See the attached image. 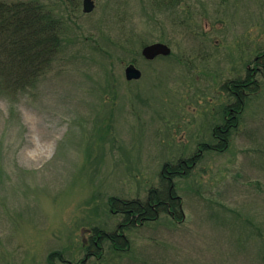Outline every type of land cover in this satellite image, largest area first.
I'll list each match as a JSON object with an SVG mask.
<instances>
[{
	"label": "rangeland",
	"instance_id": "rangeland-1",
	"mask_svg": "<svg viewBox=\"0 0 264 264\" xmlns=\"http://www.w3.org/2000/svg\"><path fill=\"white\" fill-rule=\"evenodd\" d=\"M5 1L51 11L65 49L37 90L0 98V264H264V0ZM158 42L171 55L147 60ZM252 70L241 105L226 84ZM216 132L227 148L203 149ZM197 154L173 180L182 216L122 227L112 197L147 200L165 164ZM94 228L127 242L98 252Z\"/></svg>",
	"mask_w": 264,
	"mask_h": 264
},
{
	"label": "trees",
	"instance_id": "trees-1",
	"mask_svg": "<svg viewBox=\"0 0 264 264\" xmlns=\"http://www.w3.org/2000/svg\"><path fill=\"white\" fill-rule=\"evenodd\" d=\"M153 1L165 7H172L180 2V0ZM63 28L62 20L37 1L0 0V98L15 101L26 93L38 89L64 52ZM255 71L252 70L244 80L230 81L226 84L227 90L241 100V105L244 98L246 99L242 94L244 91L245 93L247 91L248 99L250 94L259 90V84L254 76ZM241 105L234 109V113H239L243 109ZM231 115L233 114H230L227 128L238 124L237 119ZM215 135L219 139V145L205 144L203 149L222 152L227 148L228 135L220 136L218 132ZM198 158L197 154L176 165L165 164L161 174L163 183L161 188H152L145 201L112 197L109 201L111 211L125 214L127 224L122 227H127L130 222L144 224L147 221H155L162 213H169L176 219L182 216L183 200L176 192L174 176L188 173ZM247 226L254 232L253 236H260V231L250 220H247ZM92 233V243L94 245L98 243V252L102 249L99 246L100 241L105 236L110 237L114 244L119 242L120 237L127 242L122 234H107L98 228H94ZM94 255L99 256L97 253ZM54 258L64 261L63 255L59 252L51 254L49 260ZM68 263L72 264L69 261Z\"/></svg>",
	"mask_w": 264,
	"mask_h": 264
},
{
	"label": "water",
	"instance_id": "water-1",
	"mask_svg": "<svg viewBox=\"0 0 264 264\" xmlns=\"http://www.w3.org/2000/svg\"><path fill=\"white\" fill-rule=\"evenodd\" d=\"M95 9V3L93 0H84L83 10L85 13H91ZM172 53V49L167 44L158 42L151 45H147L143 48L142 55L147 60H155L159 56H169ZM127 80H139L142 77V72L133 64L126 68Z\"/></svg>",
	"mask_w": 264,
	"mask_h": 264
}]
</instances>
